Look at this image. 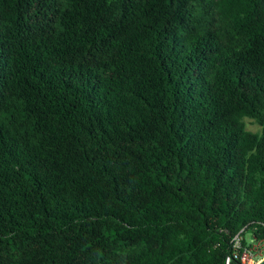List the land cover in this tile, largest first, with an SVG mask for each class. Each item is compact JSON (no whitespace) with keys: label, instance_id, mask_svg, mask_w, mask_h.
I'll return each mask as SVG.
<instances>
[{"label":"trees","instance_id":"1","mask_svg":"<svg viewBox=\"0 0 264 264\" xmlns=\"http://www.w3.org/2000/svg\"><path fill=\"white\" fill-rule=\"evenodd\" d=\"M239 232L264 0H0V264H224Z\"/></svg>","mask_w":264,"mask_h":264},{"label":"built area","instance_id":"2","mask_svg":"<svg viewBox=\"0 0 264 264\" xmlns=\"http://www.w3.org/2000/svg\"><path fill=\"white\" fill-rule=\"evenodd\" d=\"M242 238L240 232L234 235L231 252L226 256L224 264H257L264 258V240L251 238L243 246Z\"/></svg>","mask_w":264,"mask_h":264},{"label":"rangeland","instance_id":"3","mask_svg":"<svg viewBox=\"0 0 264 264\" xmlns=\"http://www.w3.org/2000/svg\"><path fill=\"white\" fill-rule=\"evenodd\" d=\"M244 121H245L246 129L251 131H259L260 127L254 120L245 118ZM244 237L248 240L250 239L251 234L249 232H246L244 234Z\"/></svg>","mask_w":264,"mask_h":264},{"label":"water","instance_id":"4","mask_svg":"<svg viewBox=\"0 0 264 264\" xmlns=\"http://www.w3.org/2000/svg\"><path fill=\"white\" fill-rule=\"evenodd\" d=\"M257 264H264V258H262Z\"/></svg>","mask_w":264,"mask_h":264}]
</instances>
